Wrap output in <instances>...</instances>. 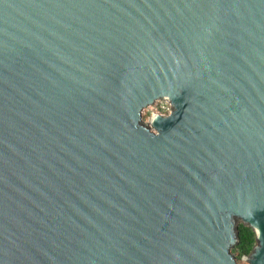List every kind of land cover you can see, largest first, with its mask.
I'll return each mask as SVG.
<instances>
[{"label":"water","instance_id":"obj_1","mask_svg":"<svg viewBox=\"0 0 264 264\" xmlns=\"http://www.w3.org/2000/svg\"><path fill=\"white\" fill-rule=\"evenodd\" d=\"M240 224L264 264V0H0V264H238Z\"/></svg>","mask_w":264,"mask_h":264},{"label":"trees","instance_id":"obj_2","mask_svg":"<svg viewBox=\"0 0 264 264\" xmlns=\"http://www.w3.org/2000/svg\"><path fill=\"white\" fill-rule=\"evenodd\" d=\"M161 104V103H159ZM255 243V235L252 230L243 225H239V243L232 252L236 255V261L240 262L243 256H246Z\"/></svg>","mask_w":264,"mask_h":264},{"label":"rangeland","instance_id":"obj_3","mask_svg":"<svg viewBox=\"0 0 264 264\" xmlns=\"http://www.w3.org/2000/svg\"><path fill=\"white\" fill-rule=\"evenodd\" d=\"M161 103V104H159ZM169 104L166 102H156L152 106L145 108L142 112V119L144 122H148L149 117L152 113L166 114L169 111ZM238 264H246L242 259Z\"/></svg>","mask_w":264,"mask_h":264},{"label":"flooded vegetation","instance_id":"obj_4","mask_svg":"<svg viewBox=\"0 0 264 264\" xmlns=\"http://www.w3.org/2000/svg\"><path fill=\"white\" fill-rule=\"evenodd\" d=\"M168 113H169V111L166 114H164V115H167Z\"/></svg>","mask_w":264,"mask_h":264}]
</instances>
